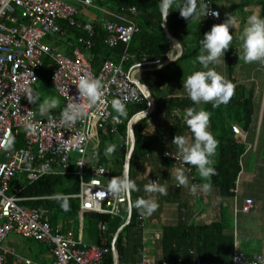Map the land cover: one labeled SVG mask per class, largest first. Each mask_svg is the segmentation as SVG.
Listing matches in <instances>:
<instances>
[{
	"label": "built area",
	"instance_id": "1",
	"mask_svg": "<svg viewBox=\"0 0 264 264\" xmlns=\"http://www.w3.org/2000/svg\"><path fill=\"white\" fill-rule=\"evenodd\" d=\"M210 9L218 12L219 17L209 16V20L214 25L221 24V13L211 2ZM139 15L137 7L114 11L99 5L97 0H0V264H10V255L17 259V264H104L105 257L111 252L104 246L108 236L107 224H100L103 246H87L82 237L78 240L66 238L61 226L52 227L49 210L20 206L27 200L20 197L23 189L12 188V183L22 174L29 184L50 175H75L80 177V193L73 198L80 202L82 222L86 213L123 218L129 201L106 192L112 178L111 168L91 163L88 155L92 143L100 141L101 132L119 134L118 128L124 122L112 105L114 99H119L124 109L147 101L134 73L150 64L161 63V60L132 61L130 49L134 36L139 33ZM97 23L106 33L104 43L108 48L124 46L119 61H106L98 73L89 61ZM68 28L86 35L78 40L79 45L73 48L71 56L53 51L46 43L48 38H67ZM47 59L53 62L50 84L64 108L73 100L82 102L74 85L80 75L88 73L101 79L103 88L95 103L85 102L84 116L75 124H63L59 112L50 113V118L37 116L35 128H29L23 118L29 110L36 108L35 104L28 102L25 90L34 91ZM232 130L236 142L245 145L247 132L239 125H233ZM20 137L24 145L17 148ZM119 139L130 150L132 140L129 133L126 138L121 136ZM176 155L165 151L163 157L180 167L182 161L175 159ZM187 173L192 176L193 183L201 184L192 169ZM252 205L253 201L247 200L244 211L247 212ZM139 220H143V216ZM11 234L47 245L50 260L40 263L8 251L4 244ZM258 258L264 257L260 255L251 260L237 248L231 262L207 263L193 258L174 264H261ZM136 264L173 263L144 257Z\"/></svg>",
	"mask_w": 264,
	"mask_h": 264
},
{
	"label": "trees",
	"instance_id": "2",
	"mask_svg": "<svg viewBox=\"0 0 264 264\" xmlns=\"http://www.w3.org/2000/svg\"><path fill=\"white\" fill-rule=\"evenodd\" d=\"M222 0H210L215 8L214 2ZM99 5L111 6L114 9L121 7H137L140 11L137 20L139 33L134 36L131 44L130 52L133 56L134 63H143L144 61L151 62L154 60L167 61L168 55L172 49V42L165 34L162 27L163 18L159 11V0H97ZM257 4L258 13L264 16V0H246V5L241 6V10ZM168 15V26L170 32L177 39H182L184 53L180 59L171 65L157 71L143 74L149 80V88L152 93L155 108L150 117H155L164 114L167 119L173 121L171 127L170 141L164 144L161 137H151L146 135L148 121L150 117L140 121L135 127L136 147L131 160L130 176L137 184L139 191L133 192L132 201L138 197L144 196L138 182V170L140 165L146 161L148 157L158 155L164 162L172 163V160L163 157L165 151L176 153L175 146L171 145L175 135L189 134L187 125L184 123L185 110L193 107V102L188 98L172 97L164 98V92L167 91L165 85L177 80H182V63L186 60L192 59L191 56L200 53V40L203 39L204 34L209 32L214 25L210 20L206 19L198 27H192L195 21H186L180 16L179 11L173 7ZM96 25V36L93 39V49L90 53V63L93 69L98 73L106 61L118 62L120 56L124 51V46L120 45L115 49L108 48L105 43L106 33L100 24ZM66 37L48 38L46 43L53 51L60 52L66 56H71L73 48L78 46V40L86 35L75 28H68ZM195 37L198 41V46L195 48H188L182 37L190 41V37ZM181 42V41H180ZM188 48V49H187ZM224 57L227 62L228 73L231 76L234 68L240 62V51L235 44H230L229 49L225 52ZM129 63L127 68L130 66ZM51 60H45L44 69L47 66H52ZM43 69V70H44ZM40 72V77L41 73ZM35 92V87L33 88ZM56 93V92H55ZM253 95L247 96L245 87L237 86L236 96L233 97L226 105L222 104L219 107H213L212 103L205 106L204 110L210 113V127L213 136L219 142L216 149L214 159H216L215 168L216 175L211 178L212 186L218 189L221 195L225 198L232 197L236 188V182L239 178L242 169V158L247 150V143L245 145L236 142L235 134L232 130V125H239L247 133L255 124L256 108L253 101ZM198 109L199 106H196ZM64 108V107H63ZM60 111H51V113H59ZM148 108L147 101H143L138 105H129L124 109V114L121 115L123 125L119 126V134L111 135L109 133H100L101 141H114L122 136L127 137L128 124L131 119L140 112ZM179 112V116L177 113ZM263 128V123H262ZM260 138V137H259ZM24 141L20 137L16 144L17 148L23 147ZM119 146V145H118ZM105 146L98 152V163L93 164L98 166H110L112 178L121 175L124 172L126 158L129 154V149L123 144L121 148L117 147L114 153V162L110 165L109 161L103 156ZM91 155V152H90ZM196 171L194 167L187 165ZM75 168L71 171L74 172ZM90 172V171H89ZM90 175L88 174V178ZM199 181V180H198ZM13 187L23 189L20 197L26 199L20 203V206L27 209H47L50 211V222L52 227L61 226L62 234L66 238L77 240L80 229L82 228V221L80 216V202L73 198L80 193V177L75 175L64 176H45L39 181L29 184L25 180V175H19L12 183ZM127 214V212H126ZM88 219L91 227H97L100 223L108 225V241L106 246L111 249V253L105 257L104 264H113L112 241L118 230L124 225L125 218H111L107 215L96 213H86L83 217ZM135 209H132V216L130 223L120 234L116 241V247L120 260L124 262L126 257L127 247L124 245L126 238L125 232L132 230L135 235L141 233L140 224L143 220H139ZM86 230L89 227L85 224L83 228ZM100 232V229L99 231ZM131 244V243H129ZM99 245H102L100 240ZM135 253L142 254L143 247L138 245ZM235 251L234 237L225 236L223 234V227L219 224H212L209 226L189 227L185 221L181 222L177 227H168L163 229L162 238V253L163 259L170 263L185 262L193 258H199L207 263H225L231 262ZM247 255V254H246ZM248 256V255H247ZM260 256V255H258ZM256 257V256H255ZM255 257H250L251 260ZM144 258V257H143ZM249 258V257H248ZM9 262L10 257H8ZM153 260V259H152ZM156 261V260H154Z\"/></svg>",
	"mask_w": 264,
	"mask_h": 264
},
{
	"label": "crops",
	"instance_id": "3",
	"mask_svg": "<svg viewBox=\"0 0 264 264\" xmlns=\"http://www.w3.org/2000/svg\"><path fill=\"white\" fill-rule=\"evenodd\" d=\"M214 4L221 13L222 23L225 22L229 15L234 17V24L229 31L230 34L233 35L234 41L232 42H234L241 53L239 36L243 31L242 25L246 24L250 12L253 13L251 7H255L256 5V9L254 10L256 14H259L257 4H251L244 8L243 11L241 10V6L246 5V0H222L214 2ZM206 19H208V17L204 18L201 22L195 21L192 27H198ZM182 38L185 43L188 44L189 49L198 46V40L192 39L188 41L185 37ZM178 40L179 42L181 41L180 43L182 44V39ZM175 54L174 52L173 56ZM170 55H172V50ZM250 64L251 63H245L240 59V62L234 68V72L231 76L227 68L224 73H222L221 64L216 66L215 69L234 85V93L231 99L236 96L237 86H243L246 89L247 96L253 95L256 108L254 127L251 129L250 133H247L248 147L242 158V169L236 182L237 192L234 193L232 197L225 198L218 189L212 187L210 192L205 193L203 191H198L197 195L193 196L187 188L177 186V182L173 179L175 169L178 168L175 164L164 162L158 155L148 157L146 161L140 165L138 170V182L142 194L144 196L146 195L143 191V187L151 180H160L161 183L167 180L168 193L166 196L154 195V198L157 199L159 203V207L151 216L144 217L143 222L140 224L141 233L135 235L132 230H127L125 232L126 241L124 245H126L127 250L125 260L122 262L118 254L116 241L130 223V214L129 211L127 212L124 225L118 230L112 241L113 264H117V259L118 264H136L141 261L143 257H148L156 261L162 260L163 229L177 227L183 220L189 227L219 224L223 227V234L225 236L234 237L235 250L238 248L245 252L249 258L258 255L264 257V117L262 116L264 108V64H262V69L252 68ZM238 66L239 68H237ZM183 69L187 71L202 70L198 62L191 63L189 61L182 63L181 70ZM191 72H189V74H191ZM182 82L183 80L173 82V84L167 88V91L164 92L163 97H188L183 91ZM208 104L211 103L202 104L200 107L204 109ZM62 108L63 103L61 101L59 107L53 111L57 112ZM177 115L179 116V112ZM172 124L173 121L167 119L164 114L150 117L148 127L145 131L146 135L161 137L165 144L167 141H170ZM209 131L213 134L211 127H209ZM175 154H177V152ZM214 160L216 163V159ZM89 171H91V169H89ZM186 174L189 176L190 183H193L192 176L187 172ZM194 175L197 180L202 183L196 171ZM249 199L253 201V205L245 212L244 208L246 207V201ZM85 224L89 225L87 230L86 227L85 229L83 228ZM99 229V225L92 228L88 219H83L78 239L82 237L84 244L87 246L98 245L101 238V234L98 232ZM135 245L137 248L139 247L138 245L143 247L142 254L135 253ZM18 248L19 245L18 243L16 244V241H11L10 245L6 247L8 251L14 252L17 256L22 257V255L18 253ZM30 252H32L31 249H28V253ZM116 252L117 259L115 255ZM47 253L48 256H44L40 263H45L50 260L49 250ZM9 257L12 261L11 263L9 262L10 264H17L18 261L13 255Z\"/></svg>",
	"mask_w": 264,
	"mask_h": 264
},
{
	"label": "clouds",
	"instance_id": "4",
	"mask_svg": "<svg viewBox=\"0 0 264 264\" xmlns=\"http://www.w3.org/2000/svg\"><path fill=\"white\" fill-rule=\"evenodd\" d=\"M106 7L114 11L119 9H114L111 6ZM158 7L163 21L166 20L173 7L186 21L201 22L208 16L219 17L218 12L210 9V0H159ZM233 24L234 17L229 15L224 23L213 25L211 30L204 34L203 39L200 40V53L196 57L202 70L192 71L182 82L183 91L194 106L185 110L183 118L190 135H175L172 140L171 145L175 146L177 150V155L174 158L182 161L181 166L175 169L173 179L177 182V186L187 188L193 196L197 195L198 191L210 192L213 187L211 178L217 174L214 157L219 142L209 131L210 113L202 107L198 109L196 106L212 103L213 107H219L221 104H227L234 93V85L215 70L216 66L225 65L223 57L233 41V35L229 31ZM239 44L240 59L245 63L264 64V16L252 14L247 17L246 26L239 36ZM179 45L178 43L174 47H179ZM168 58L172 62L178 59L176 56L169 55ZM74 85L82 102L77 103L73 100L61 111V121L67 126L75 124L84 116L85 102L87 104L95 103L103 88L102 80L88 73L80 75ZM25 92L28 102L37 105L34 111L29 110L23 118L29 128H35L37 116H49L50 118L51 111L61 103L56 96L49 95L41 100L38 92L31 89H26ZM112 105L121 115L124 114V105L119 99H114ZM114 151L115 146H109L107 149L108 154ZM165 155H171V153H165ZM184 165L195 168L202 181L200 185L190 183L186 172L191 169H186ZM135 191H139V189L131 178L127 167L121 175L111 178L106 188V192L110 196L129 201L127 208L129 212L135 209L138 215L148 217L159 207L154 195L166 196L168 183L167 180L163 183L160 180H151L143 187L146 195L131 201V194ZM258 259H261V264H264V258Z\"/></svg>",
	"mask_w": 264,
	"mask_h": 264
},
{
	"label": "rangeland",
	"instance_id": "5",
	"mask_svg": "<svg viewBox=\"0 0 264 264\" xmlns=\"http://www.w3.org/2000/svg\"><path fill=\"white\" fill-rule=\"evenodd\" d=\"M251 10L254 14H256L255 10L256 9V5L255 7H251ZM253 13L250 12V15H252ZM221 23H222V17H221ZM246 26L245 25H242V29H244V27ZM239 34V33H238ZM192 39H196L195 37H190L189 40H192ZM197 40V39H196ZM234 41V39H233ZM231 44H234V42H232ZM170 55V54H169ZM198 55L195 54L193 56H191L192 59H189V60H186L185 62L189 61L191 63H197V60H196V57ZM223 60H224V64H221V68H222V73H224L225 69L227 68V64H226V60L225 58L223 57ZM154 61H157V60H154ZM154 61H151V62H154ZM164 62L161 60V63ZM199 64V63H198ZM241 64V63H240ZM239 64V65H240ZM159 65V64H158ZM191 65V64H189ZM252 66V68H257V69H262V64L259 63V62H254V63H251L250 64ZM155 64H153V66H146L144 68H141L139 70H137L135 73L139 72V74L137 75L136 79L139 80V82L141 84H146V85H149V80L147 79V77H143V74L145 73H150V72H146L144 71V73H142L141 71L144 70V69H147V68H155L154 67ZM52 66H47L43 72L41 73V77H40V80L39 82L35 85V92H38L40 94V98L41 100H43L44 98H46L47 96L49 95H52V96H57V94L55 93L53 87L51 86L50 84V69H51ZM239 68V66L237 67ZM237 70V69H236ZM192 70H185L183 69L182 70V78H186L187 75H189V72H191ZM141 72V73H140ZM153 72V71H152ZM134 73V75H135ZM182 79V80H183ZM175 82V81H174ZM172 83H167L165 85V88H168L170 85H172ZM148 103V102H147ZM37 107V105H35V108ZM59 107V106H58ZM57 107V108H58ZM56 108V109H57ZM54 109V110H56ZM53 111V110H52ZM262 116L264 117V108H263V111H262ZM262 118V117H261ZM234 125H237V124H234ZM233 126V125H232ZM234 133V132H233ZM101 139V138H100ZM102 145L105 146V152H104V155L109 161L110 165H112L114 162V153L116 152V149L117 147L121 148V146L123 145V142L121 140H118L117 138L114 139V141H107V142H104V141H98V142H94L92 143V145L90 146V152H91V155L89 153L88 155V161H90L91 163L95 162V163H98L97 160H98V152L100 151V149L102 148ZM119 145V146H118ZM109 146H115V151L111 154H108L107 152V149ZM130 151V150H129ZM244 157V156H243ZM110 167V166H109ZM91 168V167H90ZM125 168V167H124ZM89 172V170H88ZM194 175V173H193ZM195 176V175H194ZM193 182V181H192ZM128 212V210L126 211ZM126 212L123 216V218H125V215H126ZM102 224V223H100ZM100 224H99V228H100ZM108 226V225H107ZM109 231V229H108ZM100 234H101V229H100ZM101 242H102V234H101V238H100ZM11 241H16V244L18 243L19 245V248H18V253L22 255L23 258H29L33 261H37V262H42L43 260V257L45 256H48V246L47 245H44V244H41L39 242H37L36 240H31V239H23L21 238L20 236L16 235V234H11L8 238V240L5 242L4 244V247H8L10 245V242ZM107 241H108V236H107ZM107 243V242H106ZM106 243L104 246H106ZM8 245V246H7ZM102 245H103V242H102ZM92 246H101V245H92ZM107 247V246H106ZM108 248V247H107ZM28 249H31L32 252L28 253ZM110 249V248H109ZM111 251V249H110ZM111 253V252H110ZM109 253V254H110ZM108 254V255H109ZM21 257V256H20ZM163 260V259H162ZM161 261V260H160ZM138 263V262H137ZM174 264V263H173Z\"/></svg>",
	"mask_w": 264,
	"mask_h": 264
},
{
	"label": "water",
	"instance_id": "6",
	"mask_svg": "<svg viewBox=\"0 0 264 264\" xmlns=\"http://www.w3.org/2000/svg\"><path fill=\"white\" fill-rule=\"evenodd\" d=\"M163 28H164V31H165L166 36L172 42V49H171L172 50V55H169V56H173V53L175 52L176 54L174 56L178 57V59L181 58L182 55H183V53H184L183 46L179 42V40L176 37H174V35L170 32V29H169V26H168V17L166 18V20L163 21ZM178 43L180 44L179 47H174ZM178 59H176V61ZM172 63H174V62L170 61L169 58H168L167 61H164V62L160 63L159 65H155L154 66L155 68H150V69L147 68V69L142 70L141 72L144 73V71H146V72H152V71L161 70V69H163V68L171 65ZM149 66H153V64H150ZM138 74H139V72L135 73V76H137ZM141 86H142L143 93L147 97L148 108L145 111L140 112L137 115H135L131 119V121L129 122V124H128V133H129V136H130V138L132 140V146H131L130 151H129V154H128L127 158H126V163H125L124 171H125V169L127 167L129 173H130V170H131V160H132V156H133V153H134L135 147H136L135 127H136V125L140 121H142V120L150 117L151 114L153 113L154 108H155V102H154V99H153V96H152V93L150 91L149 86L146 85V84H141ZM130 199L132 201V195H131ZM129 214H130V220H131L132 211L129 212ZM115 255H116V259H117V252L115 253ZM116 262L118 264V259L116 260Z\"/></svg>",
	"mask_w": 264,
	"mask_h": 264
},
{
	"label": "bare ground",
	"instance_id": "7",
	"mask_svg": "<svg viewBox=\"0 0 264 264\" xmlns=\"http://www.w3.org/2000/svg\"><path fill=\"white\" fill-rule=\"evenodd\" d=\"M208 20H209V16H208Z\"/></svg>",
	"mask_w": 264,
	"mask_h": 264
}]
</instances>
